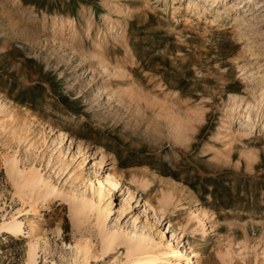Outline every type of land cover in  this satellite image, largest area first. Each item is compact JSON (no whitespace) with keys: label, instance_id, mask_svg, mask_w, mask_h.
I'll return each mask as SVG.
<instances>
[{"label":"rangeland","instance_id":"obj_1","mask_svg":"<svg viewBox=\"0 0 264 264\" xmlns=\"http://www.w3.org/2000/svg\"><path fill=\"white\" fill-rule=\"evenodd\" d=\"M7 158L59 194L24 203ZM64 194L112 204L107 228L145 231L156 264H264V0H0V223L27 211L0 264H27L32 225L39 264L101 252Z\"/></svg>","mask_w":264,"mask_h":264},{"label":"bare ground","instance_id":"obj_2","mask_svg":"<svg viewBox=\"0 0 264 264\" xmlns=\"http://www.w3.org/2000/svg\"><path fill=\"white\" fill-rule=\"evenodd\" d=\"M6 162L11 176H13V179L16 181V186L18 189L17 193L21 196V200L24 203L28 204L27 198H24V192L26 190L27 192L30 191L31 193L35 192L41 199L46 198L49 200L59 194L55 193L56 188L52 186L38 170H20L16 159L11 160L7 158ZM109 179L111 183V189L108 190V195H110V191L113 188L117 189L121 185L120 180L117 178L115 173H109ZM142 186L145 189L149 188L148 184L146 183H143ZM42 190H45L44 196H40ZM64 195L66 201L70 203L71 210L73 211L74 215L77 216V219H81L88 214L93 215L102 246L101 252L98 253L96 250H93V246L89 241H85L83 243L77 242L72 248L73 255L69 260L70 264H90L91 260L93 259L104 260L107 255L118 250L120 246H125L127 249L126 261L123 264H156L159 251L155 246V243L150 239L145 231H142L141 234H126L123 231L117 229L107 228V221L110 217L112 204L101 207V201L98 202L99 204L95 203L93 199H88L84 195ZM162 198L163 199L161 201L163 202L164 206L171 205L172 199L169 194H165ZM30 208V212H36V205L34 202H32ZM26 214L27 211L23 210L18 218H14L13 216L9 221L4 220L2 223H0V231L10 234L13 237H20L24 232L25 221L23 216ZM195 217L196 224L194 229L196 231H204L205 222L202 214L199 211H195ZM39 231L40 227L38 225L31 226V233L35 239L29 246L27 264H39V252L41 248H43L42 238H40L38 234ZM190 258V255H188L187 260H191ZM114 262L115 264H119L118 260ZM188 264H190V262Z\"/></svg>","mask_w":264,"mask_h":264}]
</instances>
